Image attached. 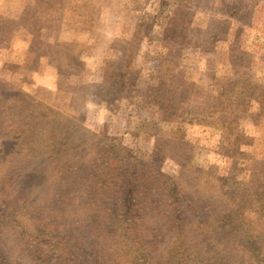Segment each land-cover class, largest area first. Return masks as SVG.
I'll use <instances>...</instances> for the list:
<instances>
[{"label":"rangeland","instance_id":"374dc122","mask_svg":"<svg viewBox=\"0 0 264 264\" xmlns=\"http://www.w3.org/2000/svg\"><path fill=\"white\" fill-rule=\"evenodd\" d=\"M175 90L186 120L162 117ZM93 132L172 176L181 167L156 139H183L192 188L207 172L257 191L264 207V0H0V211L51 204L55 186L30 182L53 148Z\"/></svg>","mask_w":264,"mask_h":264},{"label":"trees","instance_id":"16d2710c","mask_svg":"<svg viewBox=\"0 0 264 264\" xmlns=\"http://www.w3.org/2000/svg\"><path fill=\"white\" fill-rule=\"evenodd\" d=\"M170 82L161 83L167 88ZM166 96L162 117L186 120V96L175 102L177 107L170 100L177 90ZM172 107L179 111L171 115ZM224 119L227 124L235 121L229 115ZM215 123L224 125L219 119ZM157 142V149L180 165L177 176L104 133L93 132L79 145L63 142L53 148L52 163L30 182L55 186L51 204L31 216L23 198L11 202L12 218L0 211V264L264 261V207L257 191L238 182H220L207 172L199 187L192 188L187 177L196 173L193 144L179 138ZM256 180L257 188L263 186V173ZM12 189L8 184L4 191L12 196ZM251 212L256 218L248 217Z\"/></svg>","mask_w":264,"mask_h":264}]
</instances>
